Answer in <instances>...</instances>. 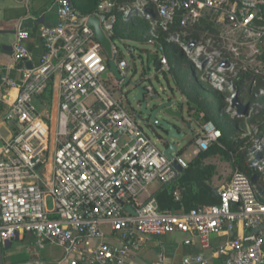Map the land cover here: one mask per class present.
<instances>
[{
    "label": "built area",
    "instance_id": "built-area-1",
    "mask_svg": "<svg viewBox=\"0 0 264 264\" xmlns=\"http://www.w3.org/2000/svg\"><path fill=\"white\" fill-rule=\"evenodd\" d=\"M54 5L58 23L40 29L44 54L39 65L32 69L24 65L29 59L24 45L29 33L18 29L12 52L22 64L21 80H4L18 94L4 117L14 134L9 139L0 137V241L30 233L39 248L54 244L66 255L83 250L89 264H126L127 248L105 242L104 224L125 241L178 232L194 235L204 247L211 235L224 231L232 236L214 253L221 264H264V120L260 130L248 131L249 136L258 134L250 151L251 156L260 152L249 163L253 174L249 177L236 170L218 191L217 204L172 214L160 212L153 199L138 203L151 184H165L175 177L173 162L181 168L187 163L180 157L168 159L121 100L104 87L102 77L108 66L86 26L90 15L78 13L71 0H54ZM91 15L100 18L102 30L111 39L118 17L123 22L146 21L149 43L156 44L159 52L164 51L157 43L162 35L163 41L193 62L197 73L229 94L225 113L231 116L236 117L231 96L237 92L240 75L252 74L250 89L264 81V0H98ZM202 22L210 24L215 34L187 39L189 31ZM116 64L124 77L126 62ZM159 65L161 71L170 70L164 55ZM57 71L61 73L58 111L54 125L49 126L37 114L33 100L44 93ZM146 89L153 94L151 86ZM259 96H264V86L254 94ZM90 97L94 102L87 104ZM252 112L249 108L245 118ZM201 131L195 140L200 152L222 136L210 121L201 125ZM95 240L99 243L93 246ZM190 242L187 239L185 245ZM183 263L213 264L202 254Z\"/></svg>",
    "mask_w": 264,
    "mask_h": 264
},
{
    "label": "crops",
    "instance_id": "crops-1",
    "mask_svg": "<svg viewBox=\"0 0 264 264\" xmlns=\"http://www.w3.org/2000/svg\"><path fill=\"white\" fill-rule=\"evenodd\" d=\"M71 2L73 8L81 15H91L95 12L98 1L71 0ZM57 23L58 17L54 0H0V128L5 123L8 124L4 121V117L10 109V104L18 94L16 89L8 88L4 80H13L16 83H20L21 80L19 69L22 64L14 60L12 52L15 33L18 29L28 31L29 38L24 42L26 49L29 51V59L26 62H30L33 67H36L44 54V46L39 34L40 29L54 27ZM210 27L214 29L211 25ZM205 36L210 35L205 32L199 40ZM121 60L124 59L121 58ZM156 62H159V60L155 61V65ZM127 69L128 65L126 63L125 71ZM156 70L161 71L160 65ZM171 70L170 66V70L166 72H171ZM111 77L109 75L105 83ZM60 78L61 73L57 71L48 81L52 83L50 102L45 99L46 90L33 100V106L37 114L49 126L54 125L57 116ZM177 86L187 104L189 113L193 112L192 115L200 126L204 122L210 121L207 111L214 103H218L220 109L225 112L227 107L225 99L229 97L227 92L220 90V93L216 92L214 89H218L214 86H210L211 92L205 90L203 85H199L198 88L190 85H186L184 88H180V85ZM2 98H5L8 102H5ZM221 99L224 106L220 105ZM239 101L243 105L249 104V108H253L250 101L245 102L240 98ZM34 102L41 107V111H38ZM179 109L181 112V108ZM227 115L232 121L237 118ZM8 128V135L4 137L0 133V137L9 139L14 134V127L8 124ZM254 129H257V127ZM221 133L223 134L222 131ZM195 146L196 148L190 153L178 150V153L173 156L184 160L187 163L186 168L180 167V170H176L175 177L168 183L155 182L151 184L139 196L137 202L144 203L153 199L160 212L172 214H181L196 207L217 204L218 191L230 181L234 173L230 171L231 164L223 160L219 154L204 158L200 161L201 168L211 167V169L206 171L204 174L206 180H203L192 164L199 154L203 153L199 151L196 143ZM102 229L106 243L116 248H127L129 253L126 264H184L183 260L185 258L198 254H202L213 264H221L222 259L216 257L214 253L218 246L228 242L232 236L224 231L217 235H211L208 247H204L200 239L194 235L178 232L162 237L137 236L125 241L117 233L111 232L108 225L104 224ZM187 239L191 241L189 245H185ZM98 243L99 241L95 240L91 244L96 246ZM82 251L66 255L61 247L54 244H46L43 248H39L33 235L19 233L16 238L10 241L4 243L0 241V264H89Z\"/></svg>",
    "mask_w": 264,
    "mask_h": 264
},
{
    "label": "rangeland",
    "instance_id": "rangeland-1",
    "mask_svg": "<svg viewBox=\"0 0 264 264\" xmlns=\"http://www.w3.org/2000/svg\"><path fill=\"white\" fill-rule=\"evenodd\" d=\"M150 32V27L141 23L123 26L120 30V38L113 39L115 47L114 59L116 62L120 61L121 58L126 61L128 69L125 71V77L127 79L131 81L142 80L143 86H151L153 88V94L157 95L162 101L170 100L176 107L181 108V115L183 116L185 124L182 128L183 139L179 143L177 149L190 153L196 148L194 142L202 131L201 126L192 115L193 112L189 113L187 104L177 85H180V88H184L186 85L198 88L199 85H203L205 86V90L210 92V86L213 85L208 77L203 76L200 72L196 73L195 69L192 68L194 66L193 62L184 57L180 51L169 42L162 41L161 44L164 51L163 53L159 52L156 44L152 45L149 43ZM162 55L168 59L172 68L171 72L164 73L156 70L155 61L159 60ZM103 57L107 62L105 55H103ZM103 84L114 99L121 100L122 106L134 120L140 115L138 104L133 100L134 92L130 85L124 84L122 90H119L116 87L117 85H115L116 83L113 77ZM214 91L220 93L219 90L214 89ZM222 93L226 95L224 92ZM122 96L123 98L121 99ZM250 96L252 98L251 103L253 104V112L248 119L245 117H237L232 121L224 110L220 109L218 103H214L207 111L209 120L223 132L226 139L230 142H239L233 148L236 154L242 157V161L246 165L252 160H257L258 157H260V152H257L258 155L255 154L254 156L250 154L258 134H251L249 136L248 131L252 132V130L260 126L264 120V96L254 97L252 94ZM241 99L245 102L249 101L246 95L241 96ZM86 102L87 104H91L94 102V98L90 97ZM35 106L38 111H41V107L38 104L35 103ZM256 115H259V118H257L256 121H252V118ZM187 123H190V127L186 126ZM137 124L151 142L160 151H163L162 145L157 141V137L151 128L141 121ZM8 129V124L5 123L0 128V133L6 137L9 133ZM52 148L51 144V151ZM46 165L47 168H49V159L46 160ZM236 170L237 169L230 166L231 173ZM48 202L49 207H51L50 199Z\"/></svg>",
    "mask_w": 264,
    "mask_h": 264
},
{
    "label": "water",
    "instance_id": "water-1",
    "mask_svg": "<svg viewBox=\"0 0 264 264\" xmlns=\"http://www.w3.org/2000/svg\"><path fill=\"white\" fill-rule=\"evenodd\" d=\"M86 26L93 32L94 39L99 43L107 60V72L103 75V79H107L111 75L115 83L120 85V90L124 84L130 85L133 92V100L138 104L140 115L136 117L135 121H141L147 124L157 137V141L162 145L163 153L168 159H172L178 153V145L183 139L184 119L181 115L180 109L170 101H162L157 95L150 94L147 87L143 86V81H131L125 76L123 77L117 68L114 59L115 47L113 40L109 38L101 28V20L97 15H90L87 19ZM194 43L190 44L193 48ZM224 66L228 65L227 61L223 62ZM26 67L32 69L30 62H26ZM156 68L159 67V62H156ZM231 110L235 112L236 117H245L249 110V104L243 105L239 101V93L236 92L231 96ZM190 127V123L186 124ZM2 143L0 142V148ZM176 170H180L177 163H172ZM256 176L251 177L254 182ZM127 212L135 215L130 207H126Z\"/></svg>",
    "mask_w": 264,
    "mask_h": 264
},
{
    "label": "trees",
    "instance_id": "trees-1",
    "mask_svg": "<svg viewBox=\"0 0 264 264\" xmlns=\"http://www.w3.org/2000/svg\"><path fill=\"white\" fill-rule=\"evenodd\" d=\"M135 23H141L149 27V24L140 18H133L128 22H123L118 17V21L114 28V36L112 37V40L115 38H120V30L123 26L132 25ZM175 30L176 32H179V29H175ZM205 32H208L210 36L215 34V30L210 27V24H207L206 22H202V24H200L199 26L189 31V35L187 39L190 38L192 40H199ZM162 41H163V37L162 35H160L159 39L157 40V43H161ZM192 68L194 69V67ZM252 77L253 76L250 73H242L240 75V80L236 82V87H237V92L239 93V98L241 99V96L246 95L250 102L252 100L250 95L251 94L253 95L254 92H256L258 88L264 86V81H258L257 85H255V88L250 91V85L248 84ZM51 95H52V83L47 82V88H46L44 96L48 102H50ZM220 105L224 106V102L222 99L220 101ZM259 115L254 116L252 118V121H256V119L259 118ZM261 128H262V124L258 126L259 130ZM238 143L239 142H230L228 139L225 138L224 134H222L221 138L219 139L217 143L212 144L211 147L207 151L199 154L198 158L195 161H193L192 164L195 167L197 173L201 176V179L206 180V177L204 176V174L206 173L207 170L211 169V167L201 168L200 161L203 160L204 158H207L209 156L216 155V154H219L223 160L228 161L234 169H237L238 171L250 177L253 174L252 169L249 168V164L246 165L242 161V157L238 156L236 154V151L233 148Z\"/></svg>",
    "mask_w": 264,
    "mask_h": 264
}]
</instances>
